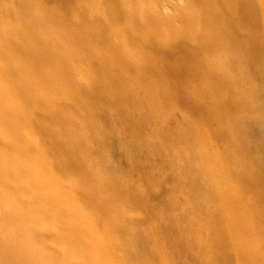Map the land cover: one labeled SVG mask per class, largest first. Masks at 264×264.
<instances>
[{
    "label": "bare ground",
    "instance_id": "obj_1",
    "mask_svg": "<svg viewBox=\"0 0 264 264\" xmlns=\"http://www.w3.org/2000/svg\"><path fill=\"white\" fill-rule=\"evenodd\" d=\"M38 1L0 0V264H30L35 257L36 263L46 260L43 254L31 253L30 247H23V239L27 237L44 245L46 257L55 264H85L75 258L78 253L70 245L71 240L58 228V211L54 200L36 184L29 171L34 167L32 156L37 155L33 152L35 147L26 134L25 126L44 129L51 146L57 148L58 163L65 157L69 161L64 166L81 171L74 158V150L80 141L78 138L69 140L64 135L76 129L78 122L84 123V126L89 127L88 130L93 126L94 131H101L102 125L108 123L109 114L124 120L126 114H131L126 111L125 105L139 100V95L134 92L136 84L149 90L161 81L166 85L179 83L185 86L183 93L182 90H170L164 95L184 106L185 110H181V114L188 112L212 126L218 138L228 137L231 131L247 161L243 160L246 163H241L243 165L239 173L236 172L238 178L264 207V0H62L72 8V13L67 12L63 16L79 28L74 32L61 29L62 16L57 14L60 18L52 20ZM58 26L61 32L56 31ZM221 46H225L230 55L232 53L235 64L231 66L237 65L244 74L247 73V76L243 74L250 82L246 91L231 95L223 91L232 90L235 77L230 76L229 72L226 75L227 71L220 73L217 70L224 61L215 57L214 53ZM227 61L230 64L231 57ZM251 75L252 80L248 78ZM255 78L259 80L253 81ZM188 83L199 87L197 93L188 92ZM206 83L213 84L216 90L206 91ZM159 111L160 114L166 113L162 107ZM256 112L260 115L252 116ZM115 120H111V125ZM225 120L230 125L226 129ZM217 123L223 125L217 127ZM131 131L134 132L133 129ZM104 134H107L106 131ZM106 136H101L104 143L108 139ZM199 143L204 144L203 141ZM202 145L201 148L206 144ZM206 151L203 153L197 147L190 156H186L187 159L181 156V161L187 162L181 172L188 177L191 195L187 199L196 205L194 209L212 214L209 218L218 224L217 228L207 233L214 242L209 245L213 255L212 264H237L238 259L243 262L252 260V254L240 250H236V256L228 255L229 250L238 247L234 242L231 244V236L228 235H232L238 225L236 227L231 222L234 217L224 219L219 212L225 210L226 203L237 211L241 201L237 195H227L220 211L207 201L208 198L219 197L209 190V181L201 177L196 163ZM100 153L98 151L96 155ZM240 156L242 159L244 155ZM213 157L219 160L217 156ZM82 174L86 177L85 171ZM179 178L175 175L172 180L179 182ZM25 181L31 185H26ZM83 185L85 191L87 188L95 190L99 187L91 180H85ZM150 187L155 188L154 185ZM114 188L116 191L123 189ZM103 189L106 193L111 191L109 186ZM116 191H113L114 195ZM12 193L16 200H9L11 204L8 203V196ZM73 195L76 196L75 193ZM84 196L90 204L95 203V197L91 194ZM119 196L122 199V194ZM107 197L111 196H106V201L102 200L106 207L111 204L125 209L122 200ZM98 203L102 212L109 213L101 201ZM24 204H32L34 208L31 210L40 217L50 218L42 219L47 222L44 225L50 232L40 231L37 223L31 224V219L26 216L32 212L27 209L26 212ZM229 210L224 214L229 215ZM23 225L31 232L30 236H26ZM233 226L236 228L233 229ZM228 230L231 233H227ZM93 240L85 238V243H92L93 246L88 247L98 250ZM56 244L64 247L63 252L55 247ZM103 250L105 254L109 253L105 247ZM66 252L71 253V257L66 256Z\"/></svg>",
    "mask_w": 264,
    "mask_h": 264
},
{
    "label": "rangeland",
    "instance_id": "obj_2",
    "mask_svg": "<svg viewBox=\"0 0 264 264\" xmlns=\"http://www.w3.org/2000/svg\"><path fill=\"white\" fill-rule=\"evenodd\" d=\"M63 2L62 0L38 1L44 10H46L49 17L51 16L52 20L60 18L57 14L62 16L60 20L61 29L65 28L64 31L74 32L79 28L76 27L73 22L69 21L66 16H63L67 12V14L72 13V8L68 5L66 6V3ZM60 27L58 26L56 28L57 32H61V29H59ZM215 51L214 56L222 58L224 61V64H220L222 67L217 69L218 72L225 73L227 71V73H225L226 75H228L229 72L230 76L235 77L233 79L234 82L232 81V90H230V92L227 90L223 91H226L230 95L234 92L240 93L241 91H246L248 83H250L248 82L249 79L246 80L247 73H245L246 76L244 77V73L239 66L238 68L237 65L231 66L235 64L233 62L232 53L230 55V52L226 50L225 46L218 47ZM228 57H231L232 62H230V64L227 61ZM252 77L251 75L248 78L252 80ZM258 80L259 78L253 79L255 82ZM164 83L165 82L161 81L158 83L159 85L157 84L158 86L155 84L156 87L150 90L140 84L135 85L134 92L139 95V100L136 99L134 102H129L125 105L126 111L131 113L126 114L125 117L129 115L131 118L124 117V120H120L109 114L107 118L108 123L102 125L104 127L100 128L101 131L97 129L94 131L93 129L95 128L93 126V128L91 127L92 129L90 128V130H88L89 127L87 128L84 126V123L77 121L76 129L78 131L74 129L64 136H68L67 139L69 140L78 138L80 141L79 146L77 145V148L74 150V158L80 168H82L81 171L71 166H64V164H66L65 162L69 161L65 157L60 159V162L63 163L62 165L58 163L57 148L55 149L54 145L51 146V142L48 140L49 136L46 137V131L44 129L36 126H25V130L28 132L26 134L30 137L35 147L33 148V152L37 155L32 156L34 167L30 168L29 171L32 172L36 184L40 188H43L46 195L54 200L56 210L58 211V228H60L62 233L71 240L70 245L73 246L74 250L78 253L75 258L79 262L85 264H104V262L105 264H212L213 255H211L212 251L209 249L212 239H210V235L207 233L210 229L217 228L218 224L210 219L212 214L205 213L206 211L200 212L195 210L196 205L194 206L190 203L192 201L187 199L190 198L191 195L188 187L189 180L185 174H182L186 160L181 161V156L187 159L186 156H190L193 153L192 150L195 149L196 151L198 147L200 151H204L203 153L207 150L206 154L203 155L201 153L204 156L201 155L202 158L198 154L199 158L196 163H198L199 173L203 179L207 180V182L209 181L208 187L210 191L214 192L213 195L219 197H211L208 198L207 201L216 206L214 208H217L218 211H220L221 208L223 209L221 205L225 202L223 200L228 198L227 195H237V198L241 201L240 204H238L237 211L235 208L231 209V206L226 203L228 206L224 204L225 210L223 209L224 211L222 210L219 212L220 216L224 219L228 217L237 218H232L233 220H230L231 222L233 221L234 225L236 224V227L238 225V227L236 228L233 226V229L236 228L233 230V233H231L232 229H229L231 232L228 230L227 233L230 232L232 234H228L232 239H229L231 244L234 242L238 247L229 250L228 255L232 256L233 254V256H236V250H240L252 254L254 259L246 262L238 259L237 264H264V207L257 202L254 194L247 191L237 175L242 165L247 162L246 158H244L246 157L245 153L243 154L244 151L242 152V149L238 148V142H236V138L233 137L234 135L232 136L231 131H227L229 133L228 137L220 139L215 136L214 128L208 124L206 125L204 121L200 120V118L198 119V116L196 118L195 115L188 114V112L187 114H181L180 112L185 110H183L184 106L178 104L175 100H169L168 96L164 94H168L170 90L174 92L182 90L181 93H183L186 89L185 86L179 83H171L169 85ZM204 85L207 89L206 91L211 92L216 90L213 84L206 83ZM187 88L188 92L193 91L197 93L196 91L199 90V87L194 83H188ZM162 90L164 91L163 93H161ZM153 102H156V104L153 105ZM156 106H158V108ZM161 107L166 113L160 114L161 112L159 109L161 110ZM258 114L260 115V113L256 112L252 114V116L255 117ZM109 118L112 121L116 119L114 122L115 124L113 123V125H111L112 122ZM224 123V128L230 126L228 124L229 121ZM46 124L49 125L50 123ZM222 125L223 124L217 123V127H221ZM175 128H179L180 130H173ZM132 129L134 132L131 131ZM182 129L186 132L182 131ZM105 131L107 134H104ZM92 133L94 135H92ZM108 133H110V135ZM106 135H108V139L106 143H104L105 140H103L101 136L107 137ZM198 139L199 142L203 141L206 145L203 144V146L201 143L197 142ZM94 140H96L95 143ZM98 144L100 147H98ZM199 144L203 147L201 148ZM104 145L105 147H103ZM204 147L207 149L204 150ZM102 148L107 153L105 151L102 153ZM98 151L102 153H100L99 156L96 155ZM241 154L244 155L242 159V156H240ZM213 156H217L219 160L216 161V157ZM84 171L86 172L87 178L82 174ZM175 175L181 177L179 178V182L172 180ZM83 179L86 181L91 180L97 183V185L99 184V187L97 186L95 189L96 191L90 190L89 188L85 191V185H83L85 180ZM221 183H224V185ZM25 184L28 186L31 185L30 183L28 184L27 181H25ZM214 184L215 186H213ZM219 184L222 187H219ZM151 185H154L155 188H151ZM104 186H109L111 191L106 193L103 189ZM115 186L123 188L121 189L122 191H116L114 188ZM224 190H226V192ZM113 191H116L115 195ZM72 192L75 193L76 196L73 195ZM84 194H91L94 196V204H97H90ZM119 194H122V199L118 198ZM106 196H111L107 198L122 200L125 209L114 207L115 205L113 206L111 204H107L106 207V203L104 202L106 201ZM220 196L223 198L221 199ZM8 197H10L8 203L12 204V202L9 201L11 199L13 201L16 200L14 193L10 194ZM130 197L135 201L132 199L133 202H131V199H129ZM98 201H101V203L104 204L103 206L109 209V213L106 214L101 211L103 209L98 205L100 204ZM24 206V210L27 209L32 212L29 216H26L27 219H31V224L37 223L40 231L45 233L50 232L46 225H44L47 224L44 220L48 217H40L31 210L34 208L32 204H24ZM229 209L233 213L229 212V215H227L228 213L225 215L224 213L228 212ZM15 210L17 211V208H15ZM224 215L225 217H223ZM121 218L125 221H122ZM49 219L50 218H48V220ZM90 224L94 225L90 226ZM101 224L106 226H104L106 228L105 231ZM88 225L90 229L86 230ZM20 227L21 226H19V228ZM99 227L101 228L100 230ZM23 231L26 233V236H30L31 232L25 226L23 227ZM87 235H89L88 238L86 237ZM85 238L90 241L94 239L92 242L94 243V241H96L94 246L97 245L98 250L90 249L88 246H93V244H86ZM23 242V247H30V249H32L30 251L31 253H40L46 258V260L42 262L37 261L36 263V257L32 254L31 256L35 258L30 264H55L53 260L46 257L47 252L44 245L30 240V237L24 238ZM178 242L180 244H177ZM108 244L110 246H107ZM101 245L105 247L109 253L107 252V254H105L106 251L103 250ZM55 247H57V249L59 248L58 250H62V252L64 250V247L61 245L58 246L56 244ZM25 251L27 252V248ZM70 255L72 254L66 252V256ZM75 258H73V260ZM99 260H102L103 263Z\"/></svg>",
    "mask_w": 264,
    "mask_h": 264
}]
</instances>
